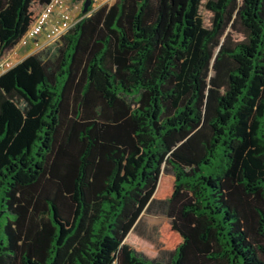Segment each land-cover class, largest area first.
Wrapping results in <instances>:
<instances>
[{
    "label": "trees",
    "instance_id": "1",
    "mask_svg": "<svg viewBox=\"0 0 264 264\" xmlns=\"http://www.w3.org/2000/svg\"><path fill=\"white\" fill-rule=\"evenodd\" d=\"M51 2L0 0V66ZM55 44L0 75V264H264V0H92ZM158 202L167 262L128 244Z\"/></svg>",
    "mask_w": 264,
    "mask_h": 264
},
{
    "label": "built area",
    "instance_id": "2",
    "mask_svg": "<svg viewBox=\"0 0 264 264\" xmlns=\"http://www.w3.org/2000/svg\"><path fill=\"white\" fill-rule=\"evenodd\" d=\"M96 1L102 7V5L112 3L113 0ZM79 8L80 5L75 3L74 0H52L48 6L38 13L29 30L5 58L0 67H4L5 64L8 68L3 71L5 72L12 67L10 58L14 57L20 48L34 45L38 49L41 46V41H45L48 44L54 43L72 29L78 21L75 20L74 13L81 10Z\"/></svg>",
    "mask_w": 264,
    "mask_h": 264
},
{
    "label": "rangeland",
    "instance_id": "3",
    "mask_svg": "<svg viewBox=\"0 0 264 264\" xmlns=\"http://www.w3.org/2000/svg\"><path fill=\"white\" fill-rule=\"evenodd\" d=\"M74 2L78 3L80 5L79 9H81L77 11V17H75V20H78L83 14L85 0H74ZM100 7L101 5L96 0H93V10H97ZM55 43L43 47L42 50H40L42 55H54L58 48V45ZM7 68L8 67L4 64V67H0V71ZM169 175L172 176V173L169 172ZM168 224L169 219L165 213L164 207L158 202L144 212L140 221L130 233L128 244L138 251L149 252L160 261L167 262L170 259V252L162 245L160 237L168 227Z\"/></svg>",
    "mask_w": 264,
    "mask_h": 264
},
{
    "label": "crops",
    "instance_id": "4",
    "mask_svg": "<svg viewBox=\"0 0 264 264\" xmlns=\"http://www.w3.org/2000/svg\"><path fill=\"white\" fill-rule=\"evenodd\" d=\"M74 17H77V12L74 13ZM81 18V17H80ZM79 18V19H80ZM78 19V20H79ZM46 45H48L47 42L45 41H41V46L40 48L37 49V47H35L34 45L29 46L27 48H20L17 52V54L10 58V62L12 67H14L15 65H17L18 63H20L21 61H23L25 58H27L28 56L35 54L37 52H39L40 50H42L43 47H45ZM11 67V68H12ZM7 71V70H6ZM4 73V71H0V75Z\"/></svg>",
    "mask_w": 264,
    "mask_h": 264
},
{
    "label": "water",
    "instance_id": "5",
    "mask_svg": "<svg viewBox=\"0 0 264 264\" xmlns=\"http://www.w3.org/2000/svg\"><path fill=\"white\" fill-rule=\"evenodd\" d=\"M92 5V0H85L84 7H83V13L86 14Z\"/></svg>",
    "mask_w": 264,
    "mask_h": 264
}]
</instances>
